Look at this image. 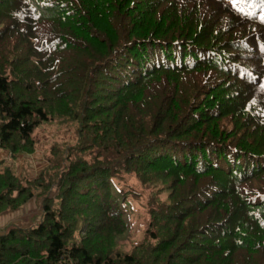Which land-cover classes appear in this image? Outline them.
<instances>
[{
    "label": "trees",
    "instance_id": "1",
    "mask_svg": "<svg viewBox=\"0 0 264 264\" xmlns=\"http://www.w3.org/2000/svg\"><path fill=\"white\" fill-rule=\"evenodd\" d=\"M52 122L0 264H264V0H0V149Z\"/></svg>",
    "mask_w": 264,
    "mask_h": 264
},
{
    "label": "rangeland",
    "instance_id": "2",
    "mask_svg": "<svg viewBox=\"0 0 264 264\" xmlns=\"http://www.w3.org/2000/svg\"><path fill=\"white\" fill-rule=\"evenodd\" d=\"M34 139L37 141L36 152L32 155L19 156L13 159L7 151L0 149V162L2 167L10 166L17 176H26L27 178H37L41 171L48 166V156L50 148L54 144L62 145L64 143H74L75 137L71 127L60 126L56 122L47 123L39 126L34 134ZM42 199L36 197L27 205L17 211H9L0 214L2 220H6V225L1 229L0 234H3L7 227L19 226L27 227L33 221H39L42 213ZM140 234L132 235L131 238L125 239L127 250L131 247V241L142 237Z\"/></svg>",
    "mask_w": 264,
    "mask_h": 264
},
{
    "label": "crops",
    "instance_id": "3",
    "mask_svg": "<svg viewBox=\"0 0 264 264\" xmlns=\"http://www.w3.org/2000/svg\"><path fill=\"white\" fill-rule=\"evenodd\" d=\"M6 225V220H2L1 216H0V232H1V229H3Z\"/></svg>",
    "mask_w": 264,
    "mask_h": 264
}]
</instances>
